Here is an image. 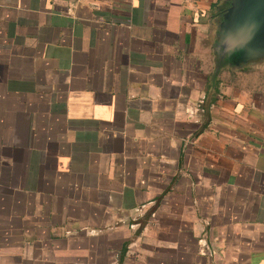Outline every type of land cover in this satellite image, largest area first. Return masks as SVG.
I'll list each match as a JSON object with an SVG mask.
<instances>
[{
    "label": "crops",
    "instance_id": "0c3cea01",
    "mask_svg": "<svg viewBox=\"0 0 264 264\" xmlns=\"http://www.w3.org/2000/svg\"><path fill=\"white\" fill-rule=\"evenodd\" d=\"M229 4L0 0V264H264V58L216 49Z\"/></svg>",
    "mask_w": 264,
    "mask_h": 264
},
{
    "label": "water",
    "instance_id": "95a60500",
    "mask_svg": "<svg viewBox=\"0 0 264 264\" xmlns=\"http://www.w3.org/2000/svg\"><path fill=\"white\" fill-rule=\"evenodd\" d=\"M218 24L216 49L230 64L264 58V0H229Z\"/></svg>",
    "mask_w": 264,
    "mask_h": 264
},
{
    "label": "trees",
    "instance_id": "16d2710c",
    "mask_svg": "<svg viewBox=\"0 0 264 264\" xmlns=\"http://www.w3.org/2000/svg\"><path fill=\"white\" fill-rule=\"evenodd\" d=\"M126 246H127V244L125 243V244L123 245L122 250H121V256L125 253V251H126Z\"/></svg>",
    "mask_w": 264,
    "mask_h": 264
}]
</instances>
